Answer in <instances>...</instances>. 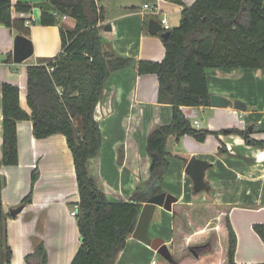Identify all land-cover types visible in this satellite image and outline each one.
I'll use <instances>...</instances> for the list:
<instances>
[{
  "label": "crops",
  "instance_id": "0c3cea01",
  "mask_svg": "<svg viewBox=\"0 0 264 264\" xmlns=\"http://www.w3.org/2000/svg\"><path fill=\"white\" fill-rule=\"evenodd\" d=\"M13 1L31 3L33 8L28 14L15 10L13 27L0 22V97L3 83L17 85L20 104L30 114L27 66L57 55L62 46L60 26L72 29L75 20L67 16L61 18L59 25L45 26L40 23L42 9L34 7L35 3L45 0ZM182 1L191 5L196 0ZM97 2L104 15L101 35L105 44L118 54L133 57L134 62L113 73L105 83L96 109L104 142L100 154L89 159L88 165L90 173L111 200H130L136 188L150 176V156L146 149L148 134L172 118V105L158 101V76L138 72L140 60L160 62L165 56L164 40L160 33H150L149 20L165 17L172 29L179 25L184 6L171 0ZM144 4L158 6L159 14L150 13ZM107 24L110 30L105 29ZM27 28L28 35L24 34ZM18 34L26 35L34 46V53L21 63L13 60ZM8 55L12 56L11 60L7 59ZM207 79L212 94L226 96L232 103L227 107L210 104L182 109L194 127L225 131L219 136L210 134L203 142L190 135L182 136L177 142L171 135L167 146L170 166L162 185V191L178 197L175 205L193 207L186 209V218L193 231L188 232L181 220L174 221L173 208L168 211L157 206L149 234L163 238L172 255L177 257H182L189 246L213 238L214 246L209 253L199 259L185 258L180 264H227L229 217L237 235L235 260L261 264L264 263V241L254 224H264V146L248 144L242 136L228 130L249 127L253 130V138L264 141V69L208 68ZM235 101H241L242 109L234 106ZM2 118L0 100V120ZM17 131L19 163L0 167L6 179L2 201L8 241L13 251L11 262L27 264L26 255L42 240L48 264H70L81 245L77 218L71 214L74 204L80 200L72 151L61 133L36 138L32 120L18 121ZM2 142L0 122V160ZM193 156L207 160L210 165L205 175L208 190L198 193L194 192L193 180L185 172ZM36 166L40 173L32 201L24 204L18 215L12 216L10 209L22 205L29 192ZM159 255L132 234L116 264H150L154 257L159 264Z\"/></svg>",
  "mask_w": 264,
  "mask_h": 264
},
{
  "label": "trees",
  "instance_id": "16d2710c",
  "mask_svg": "<svg viewBox=\"0 0 264 264\" xmlns=\"http://www.w3.org/2000/svg\"><path fill=\"white\" fill-rule=\"evenodd\" d=\"M52 10H42V25H59L64 15L75 20L72 29L60 26L61 51L54 57L42 59L27 66V102L29 114L20 104V88L11 83L1 86L2 165L19 163L17 123L32 120L36 138L61 133L66 136L72 151L80 200L76 215L81 245L70 264H116L119 253L133 234L144 202L162 191L164 176L170 162L168 138L178 142L190 135L203 142L208 135L219 136L225 130L196 128L182 107L211 104L207 79L208 68L264 69V0H196L186 5L182 0H171L184 6L178 26L170 29L171 36L164 41L162 61L138 62L140 74L158 76V101L172 105L169 123L159 125L147 136L146 149L150 156V176L140 184L130 200L113 201L100 182L90 173L89 159L98 156L104 142V132L96 118L108 78L129 67L134 58L116 53L108 47L101 35L104 15L97 0H47ZM31 3L0 0V22L13 27V12L28 14ZM22 21V20H21ZM147 21V20H146ZM24 34H29L27 28ZM8 55L7 59L11 60ZM53 67V70L50 68ZM248 144L264 146V141L251 136L253 130L231 128ZM39 168L32 172L28 194L21 204L32 201ZM6 179L0 172V264H12V248L8 241L6 214L2 190ZM187 204H174L173 219L181 220L188 232L193 227L186 218ZM264 241V224H254ZM229 234L227 264L235 260L237 235L227 217ZM214 246L213 238L200 245L189 246L182 257L199 259ZM27 264H48L45 243L40 240L34 251L27 254ZM264 264V263H261Z\"/></svg>",
  "mask_w": 264,
  "mask_h": 264
},
{
  "label": "water",
  "instance_id": "95a60500",
  "mask_svg": "<svg viewBox=\"0 0 264 264\" xmlns=\"http://www.w3.org/2000/svg\"><path fill=\"white\" fill-rule=\"evenodd\" d=\"M34 7L40 8L42 10L53 9V5L47 0L35 3ZM148 28L151 34L160 33V36L164 41L167 40L172 33L170 29L162 31L160 21L154 18L149 20ZM105 29L110 30L111 26L107 24L105 25ZM33 53L34 46L31 39L26 35L18 34L15 38V45L13 50L14 62L21 63L28 59ZM231 103L232 101L226 96L219 94L211 95V105L214 107H227ZM234 106L238 109H242L241 101H235ZM209 167L210 165L207 160L200 159L196 156H193L189 159L185 168V172L193 180V189L195 193L208 190V183L205 179V175L206 170ZM176 202H178V197L166 191H161L160 193L149 197L143 204L136 228L133 232V237L149 244L154 250L157 251L158 254L163 256L170 263H175V260L169 246L167 245V243H165L163 238L151 237L149 234V227L157 206H162L164 209L171 211L173 208V204ZM23 209L24 204L11 208L10 213L12 216H16Z\"/></svg>",
  "mask_w": 264,
  "mask_h": 264
},
{
  "label": "built area",
  "instance_id": "2783aa9c",
  "mask_svg": "<svg viewBox=\"0 0 264 264\" xmlns=\"http://www.w3.org/2000/svg\"><path fill=\"white\" fill-rule=\"evenodd\" d=\"M144 8L148 9L150 13L154 14V15H157L159 14V9H158V6L156 5H149V4H144ZM63 19H66L67 18V15H64L62 17ZM160 20V23H161V26H162V31H166V30H169L171 29L170 28V25L167 23V19L165 17H162ZM30 21H27V24H29ZM50 70H53V67L50 68ZM197 121H195L196 123ZM78 208H79V205H78V202L74 204L72 210H71V214L72 216H76L77 215V212H78ZM150 264H157V259L156 257L152 258Z\"/></svg>",
  "mask_w": 264,
  "mask_h": 264
},
{
  "label": "rangeland",
  "instance_id": "374dc122",
  "mask_svg": "<svg viewBox=\"0 0 264 264\" xmlns=\"http://www.w3.org/2000/svg\"><path fill=\"white\" fill-rule=\"evenodd\" d=\"M158 261L159 264H169L168 261L160 255L158 256Z\"/></svg>",
  "mask_w": 264,
  "mask_h": 264
}]
</instances>
